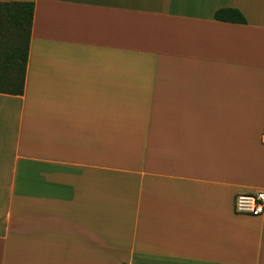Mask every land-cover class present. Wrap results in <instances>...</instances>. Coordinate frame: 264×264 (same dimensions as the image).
<instances>
[{
    "label": "crops",
    "instance_id": "1",
    "mask_svg": "<svg viewBox=\"0 0 264 264\" xmlns=\"http://www.w3.org/2000/svg\"><path fill=\"white\" fill-rule=\"evenodd\" d=\"M5 2L34 14L0 264H264V213L233 209L264 190V0Z\"/></svg>",
    "mask_w": 264,
    "mask_h": 264
},
{
    "label": "trees",
    "instance_id": "2",
    "mask_svg": "<svg viewBox=\"0 0 264 264\" xmlns=\"http://www.w3.org/2000/svg\"><path fill=\"white\" fill-rule=\"evenodd\" d=\"M33 14V2L0 3V93L23 94ZM214 19L246 23L235 8L217 9Z\"/></svg>",
    "mask_w": 264,
    "mask_h": 264
},
{
    "label": "built area",
    "instance_id": "3",
    "mask_svg": "<svg viewBox=\"0 0 264 264\" xmlns=\"http://www.w3.org/2000/svg\"><path fill=\"white\" fill-rule=\"evenodd\" d=\"M264 141V136L262 137ZM233 209L238 214L259 216L264 213V190L238 193L233 201Z\"/></svg>",
    "mask_w": 264,
    "mask_h": 264
}]
</instances>
